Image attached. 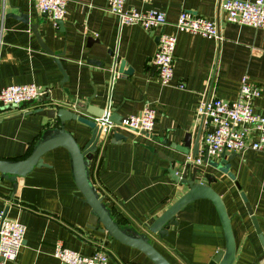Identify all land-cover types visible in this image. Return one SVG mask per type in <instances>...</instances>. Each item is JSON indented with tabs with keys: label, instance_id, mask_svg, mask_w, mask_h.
Wrapping results in <instances>:
<instances>
[{
	"label": "crops",
	"instance_id": "0c3cea01",
	"mask_svg": "<svg viewBox=\"0 0 264 264\" xmlns=\"http://www.w3.org/2000/svg\"><path fill=\"white\" fill-rule=\"evenodd\" d=\"M222 1L127 0V6L165 14L164 26L144 29L121 25L106 10L107 0H68L61 29L48 15L43 17L32 0H0V89L35 83L47 90L36 103L0 105V159H23L44 130L58 127L47 109L74 111L76 103H84L97 111L116 112L123 119L153 106L156 118L150 135L120 128L100 135L88 165L91 183L120 228L148 235L172 264H208L225 247L211 200L198 198L183 206L162 238L146 227L188 189L171 177L169 169L171 164L179 167L172 159L184 162L192 156L199 130L198 155L203 150L206 125L195 117L201 97L234 100L246 75L260 89L252 100L253 109L264 114V28L228 21ZM181 11L215 21L218 37L176 29ZM22 14L28 15V23L19 18ZM34 23L53 54L41 47L30 26ZM162 31L176 35L173 77L167 84L159 82L150 63ZM54 55H59L65 75ZM121 61L124 67L119 71ZM128 68L132 71L125 73ZM64 129L80 147L90 138V129L76 120L65 121ZM115 131L125 137L114 139ZM187 133L191 140L185 154L173 146H181ZM236 153L230 161L234 179L204 162L193 166L203 171L200 181L214 177L210 185L231 217L236 244L233 264H264V247L241 197L244 192L264 234V152ZM43 159L48 166L34 167L17 178L16 187L0 173V210L26 227L16 258L1 260L2 264H64L53 255L58 241L83 255L104 250L107 264H154L139 249L88 228L91 207L75 183L65 148H54Z\"/></svg>",
	"mask_w": 264,
	"mask_h": 264
},
{
	"label": "built area",
	"instance_id": "2783aa9c",
	"mask_svg": "<svg viewBox=\"0 0 264 264\" xmlns=\"http://www.w3.org/2000/svg\"><path fill=\"white\" fill-rule=\"evenodd\" d=\"M68 0H32L39 13H46L54 23L62 19ZM149 3L152 0H140ZM230 22L264 28V0H224L220 4ZM106 10L116 15L121 25H140L144 29L164 26L165 14L156 9L138 10L127 6V0H107ZM179 31L218 37L217 23L200 16L181 11L175 21ZM176 35L164 33L158 36L157 48L150 57V63L156 68L161 84H167L173 77V55ZM180 88L182 84L178 85ZM47 90L35 83L9 84L0 89V105L20 106L27 101L39 102ZM258 86L250 83L247 76L241 78L239 93L234 100L218 97H201L195 110L197 120L206 125L202 141L203 150L198 156L187 157L192 165L203 163V153L214 156L221 151L240 152L254 149L264 152V114L254 111L252 100L259 96ZM156 109L146 105L139 113L121 119L117 124L110 120L109 113L96 119L101 134L108 136L116 128L136 129L137 132L153 131ZM26 227L16 219L6 216L0 210V257L2 260H14L22 247ZM53 255L64 264H107L108 254L97 250L91 255H83L65 247L60 241L53 248ZM0 264H2L0 262Z\"/></svg>",
	"mask_w": 264,
	"mask_h": 264
},
{
	"label": "water",
	"instance_id": "95a60500",
	"mask_svg": "<svg viewBox=\"0 0 264 264\" xmlns=\"http://www.w3.org/2000/svg\"><path fill=\"white\" fill-rule=\"evenodd\" d=\"M43 17H46V13H42ZM20 19L28 23V15L22 14ZM57 24L62 29V20H57ZM36 38L40 42L41 47L53 54V52L42 43L40 35L37 31L38 23L30 25ZM58 67L65 75L61 63L59 61V55H54ZM116 65V59H114V66ZM124 67V61H121L118 66V70L122 71ZM154 67V66H153ZM155 68V67H154ZM132 68H128L125 73H130ZM27 104L32 101H27ZM24 103V104H26ZM84 112V115L82 113ZM46 113L49 118L56 119L58 127L49 128L42 132L39 139L33 146L31 152L23 159L20 160H7L0 159V173L1 176L13 181L14 187L17 185V178L23 177L34 167L48 166L44 162L43 155L57 147L65 148L70 155V164L73 173L75 183L82 193L84 200L90 205L91 213L88 218V228L97 230L99 232H107L110 237L135 247L142 251L154 264H172L164 255H162L149 241L148 235L136 232L129 228H120L115 223L110 215L109 210L99 196L96 188L91 183L88 165L96 150L97 144L101 135V128L96 124V119L103 114L109 113L111 121L119 124L121 117L115 112L110 113L109 110L103 109V111L95 110L91 105L84 103H76L74 105V111L67 108H51L47 109ZM86 113V115H85ZM68 120H76L90 129V138L83 147H80L76 142L73 135L64 129V123ZM202 122V119H201ZM201 127V125H200ZM137 132L136 129L127 128ZM145 135H150L147 132L141 131ZM125 136L115 131L113 138L116 140L123 139ZM200 130L196 135L194 143L191 147L192 156H197L200 148ZM113 139V140H114ZM191 135L189 133L183 139V144L179 147H175L178 151L188 154L190 147ZM237 155L232 151H221L217 158H211L208 156L207 151H204L203 162L211 165L221 172L225 173L231 179H234L233 173L230 171V161ZM172 163L177 162L179 167L174 168L171 164L169 173L171 177L180 185L186 186L188 189L180 197H178L173 203L166 208L156 219H154L149 225L147 230L151 233L157 234L159 237H164L167 234V229L171 224H175L176 220L174 215L187 203L198 198H207L214 204L218 216L220 218L222 228L225 237V247L210 259L208 264H233L236 256V244L231 227V217L228 215L225 205L220 195L214 191L211 187V183L215 181L214 177L206 176V183L200 181L201 176L204 175L201 168L193 166L192 163L187 161H180L172 159ZM241 197L245 202L246 209L251 216L252 223L256 232L259 234V239L264 247V234L261 232L257 219L253 214L252 207L247 201L244 192H241ZM2 258L0 257V261Z\"/></svg>",
	"mask_w": 264,
	"mask_h": 264
},
{
	"label": "trees",
	"instance_id": "16d2710c",
	"mask_svg": "<svg viewBox=\"0 0 264 264\" xmlns=\"http://www.w3.org/2000/svg\"><path fill=\"white\" fill-rule=\"evenodd\" d=\"M25 158V157H24Z\"/></svg>",
	"mask_w": 264,
	"mask_h": 264
}]
</instances>
